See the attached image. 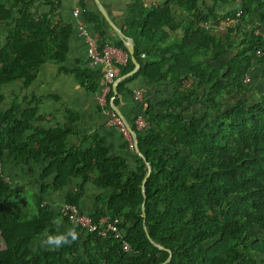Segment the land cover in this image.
<instances>
[{
    "label": "trees",
    "instance_id": "16d2710c",
    "mask_svg": "<svg viewBox=\"0 0 264 264\" xmlns=\"http://www.w3.org/2000/svg\"><path fill=\"white\" fill-rule=\"evenodd\" d=\"M61 2L0 0V37L7 26L0 86L24 80L28 87L43 64L65 62L72 29L61 18ZM78 4L86 10L87 0ZM40 6L50 9L32 11ZM227 20L236 24L219 30ZM89 21L99 47L113 44L127 52L124 39L107 38L109 25L100 13ZM255 30L264 35V0H129L120 31L134 43L137 75L150 84L175 85L170 100L154 105L146 99L148 127L135 131L134 168L111 155L98 134L88 149L68 148L77 131L71 112L62 126L27 135L37 103L30 107L23 98L6 106L0 95V264H264V95L251 94L247 75L254 62L264 67V36ZM133 68L129 56L121 75ZM69 73L97 93L100 71ZM135 77L120 82L116 95L112 90L113 105ZM193 100L206 108L204 114L190 112ZM13 159L42 167L40 193L2 181ZM69 178L82 183L63 201L78 208L83 183L104 190L96 199L100 209L88 215L97 223L104 216L116 219L130 252L120 240L85 233L65 219L79 239L55 251L41 246L46 231L57 232L59 219L42 195ZM24 191L37 213L12 205Z\"/></svg>",
    "mask_w": 264,
    "mask_h": 264
},
{
    "label": "crops",
    "instance_id": "0c3cea01",
    "mask_svg": "<svg viewBox=\"0 0 264 264\" xmlns=\"http://www.w3.org/2000/svg\"><path fill=\"white\" fill-rule=\"evenodd\" d=\"M100 1L114 24L119 29L122 28L127 19L129 0ZM147 3L162 5L164 0H147ZM49 9L48 6H40L32 11L37 14H43L48 12ZM59 9L63 22L69 24L72 29L65 62L61 65L46 62L39 68L34 81L28 87L23 86L24 80L15 81L11 84L0 86V95L3 96L6 106H11L14 102L21 103L23 98L28 101L27 103H30V107L37 103L38 113L32 124L33 129L28 131L27 135L33 134L35 129H49L62 126L68 117V112H71L77 116V131L75 135L68 138V148L81 147L84 150L88 149L91 137L94 134H98L104 138L111 155L126 158L131 168H134L135 157L133 152L126 147V143L117 130L106 126V116L104 110L97 104L96 94L87 92L77 82L76 76L69 73L75 70H82L87 74L96 71V69L88 65L87 47L81 29L87 28L95 35L94 27L89 20L92 16L97 15L99 11L93 0H87L85 11L79 7L78 0H62ZM75 11L79 13L77 17L74 16ZM180 17L181 13L177 12L175 19L177 20ZM105 30L107 38L112 39L110 30L113 29L110 26H105ZM6 31L7 26H3L1 29L3 36L1 35L0 37L2 45H4ZM112 40L116 41L117 39ZM139 69L140 65L137 72ZM64 70L67 72L65 73ZM137 72L133 74L136 75L134 79L126 82L121 95L117 96L116 105H113L119 116L129 126H132L135 117L141 114L140 105L133 98L134 90H143L148 102L156 105L159 102L170 100L175 87L174 84L167 80H161L152 84L147 83L141 75H137ZM247 75L250 79L251 94L256 97L264 95V67L254 62ZM121 77L123 76L121 75ZM234 99L236 100L237 98L233 97L231 100ZM197 100L202 102L200 98ZM223 102L224 100L222 104ZM23 107H26V105H23ZM190 112L202 115L206 112V108L198 104L196 100H193ZM3 171L5 177L11 181L13 187L20 186L24 189H29L28 191L30 192L40 193L39 176L42 171L40 165L19 164L16 159H13L7 167H4ZM81 183L82 180L80 178H69L62 188L58 190L49 189L46 194H43L44 201L42 204L57 213L64 197L67 194H75ZM28 191H24L12 205L22 208L26 206V211L37 213L31 193ZM103 192L104 190L95 187L90 182L83 183L80 193L81 200L79 202L80 211L89 215L96 213L100 209L96 204V199ZM25 195H28L29 198ZM59 220L61 221V225L58 230L63 232L66 229V225L60 217Z\"/></svg>",
    "mask_w": 264,
    "mask_h": 264
},
{
    "label": "built area",
    "instance_id": "2783aa9c",
    "mask_svg": "<svg viewBox=\"0 0 264 264\" xmlns=\"http://www.w3.org/2000/svg\"><path fill=\"white\" fill-rule=\"evenodd\" d=\"M78 14V11L74 12L75 17H77ZM234 24H236L235 20L222 21L217 28L223 30L229 25ZM81 31L87 47L88 65L101 73L96 100L97 104L104 110L106 126L117 130L121 134L127 148L130 151L135 152L137 149L136 143L128 129V123L117 114L113 108V97H110L113 86L121 77V68L127 64L129 56L127 52L113 44H106L99 47L96 36L93 32L87 28H82ZM254 33L264 36L259 30H255ZM258 55L262 56L263 54L258 52ZM244 81L245 83H248V77H246ZM133 98L140 105L141 114L135 117L133 125L129 127L134 132H142L148 127V123L143 116L148 107V103L144 96V92L141 89L134 90ZM2 181L7 185H11V181L7 177L3 176ZM57 213L62 220H67L70 224L76 226L81 231L88 234L97 233V235L102 238L113 237L114 239L121 241L122 249L125 252L131 251L130 245L123 240V235L118 229V222L116 219L104 216L97 223L93 221L88 214L81 212L76 205L67 201H63L60 204Z\"/></svg>",
    "mask_w": 264,
    "mask_h": 264
},
{
    "label": "water",
    "instance_id": "95a60500",
    "mask_svg": "<svg viewBox=\"0 0 264 264\" xmlns=\"http://www.w3.org/2000/svg\"><path fill=\"white\" fill-rule=\"evenodd\" d=\"M93 1H94V3H95V5H96V7H97V9H98V11H99V13L102 15V17L105 19V21H106V22L108 23V25L111 27V29H113V30L116 32L118 38H120V39H124V40H125V46H126L127 53H128L129 56H130V60H131V62L134 64V69H133L130 73H128L127 75H124L123 77H121L120 79H118V81L116 82V84L113 86V89H112V90H113L114 95H116V93H117V91H116V87H117L118 83H119L121 80H124V79L130 77L131 75H133L134 73H136L137 70H138V68H139V63L137 62V60H136L135 57H134V43H133V41H132L131 39H127V38L124 37L123 33H122V32L120 31V29L114 24V22L111 20V18H110L109 15L107 14V12H106L105 8L103 7L101 1H100V0H93ZM114 109H115V108H114ZM115 111L117 112L116 109H115ZM117 114H118V113H117ZM118 115H119V114H118ZM127 126H128V129H129L130 133L132 134V136H133V138H134V141H135V143H136V146H137V137H136V134H135V132L129 127V125H127ZM136 148H137V147H136ZM137 152H138V151H137ZM149 174H150V167H149V165H148V173H147V175H146V177H145V179H144V182H145L146 179L148 178ZM142 191H144V185L142 186ZM144 230L146 231L145 227H144ZM170 259H171V255L169 256V258L167 259V261H166L165 263L169 262Z\"/></svg>",
    "mask_w": 264,
    "mask_h": 264
},
{
    "label": "clouds",
    "instance_id": "9594fccd",
    "mask_svg": "<svg viewBox=\"0 0 264 264\" xmlns=\"http://www.w3.org/2000/svg\"><path fill=\"white\" fill-rule=\"evenodd\" d=\"M54 223L57 225V229H59L61 225V221L56 219ZM79 239V233L76 229L66 228L63 232L57 230L56 233L45 232L40 238L41 246L50 251L58 250L64 246L70 245Z\"/></svg>",
    "mask_w": 264,
    "mask_h": 264
},
{
    "label": "rangeland",
    "instance_id": "374dc122",
    "mask_svg": "<svg viewBox=\"0 0 264 264\" xmlns=\"http://www.w3.org/2000/svg\"><path fill=\"white\" fill-rule=\"evenodd\" d=\"M111 32V37H112V39H117V34H116V32L114 31V30H110ZM25 196H27L28 197V195H25ZM29 198V197H28Z\"/></svg>",
    "mask_w": 264,
    "mask_h": 264
}]
</instances>
